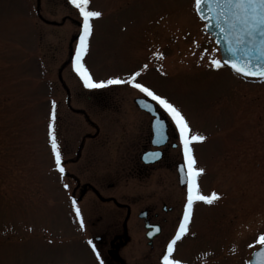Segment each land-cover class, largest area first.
Wrapping results in <instances>:
<instances>
[{
	"label": "rangeland",
	"instance_id": "rangeland-1",
	"mask_svg": "<svg viewBox=\"0 0 264 264\" xmlns=\"http://www.w3.org/2000/svg\"><path fill=\"white\" fill-rule=\"evenodd\" d=\"M138 88L180 127L197 184L181 204L175 166L149 172L146 194L159 175L176 185L151 257L181 205L167 264H247L264 242V78L222 64L191 0H0V264H118L79 211L93 221L91 191L121 198L140 186L124 177L128 158L150 149ZM136 222L120 264H154Z\"/></svg>",
	"mask_w": 264,
	"mask_h": 264
},
{
	"label": "flooded vegetation",
	"instance_id": "flooded-vegetation-1",
	"mask_svg": "<svg viewBox=\"0 0 264 264\" xmlns=\"http://www.w3.org/2000/svg\"><path fill=\"white\" fill-rule=\"evenodd\" d=\"M167 124L168 123H166V125ZM168 128L169 125H167L168 136L166 143L157 149L160 155L158 161L152 164H145L142 162V154L150 149H143L139 155L134 152L131 158H128L130 160L127 164L128 176L124 177H132L133 179L136 178L137 182L140 184L137 190L123 193L121 198H119V194H121V192H119L116 196L111 195L104 197L99 195V192L91 191L97 201L92 202H94L95 205L99 203L97 206L93 205L95 215L97 214L95 217H93L95 219L93 221H90V219L86 218L85 211L81 205L79 214L82 217V222L80 220V223L83 224V227L87 229H89L88 227H90V225L95 228L96 225L100 224L101 227L99 230H101V233L100 235L94 236L93 241L95 246L100 248L106 244V237L107 235L109 236V248L106 250V258H108L107 260L110 259L113 263L118 261L117 263L120 264V257L118 255L120 250L127 245H131L132 240L130 235H128V232H130L131 229L130 225L131 223L137 224L136 221H139L141 224L142 234L141 239H138L139 244H141V246L144 248L146 246L148 250L147 257L151 260H154V264H162V252L158 256V259L151 257V255L153 251L161 248V245L159 244H161V240L165 234H168L166 232L170 230L171 224L173 222L172 218L175 215L174 212H176V202L175 205H172L170 201L173 200L174 193L176 191V185L174 183L173 177H160L159 175L158 177H155V189L146 194L145 181L150 179L148 176L151 170H159L160 172V169H163L166 172L167 169L172 168L177 164L179 156L178 152L175 151L176 143L172 131ZM148 145V147H150V121ZM141 148L146 147L141 146ZM114 177H123V175L115 174ZM113 186V183L108 184V187L112 188ZM84 192L86 191L84 190L83 193ZM83 193L78 197L79 200H81ZM157 205H159L158 208ZM133 209L135 210L133 211ZM110 213H117L120 215L118 217L120 220L119 225L121 227L120 234H109V230L112 229V225L115 223L114 220L110 218ZM177 221L178 216L175 220L173 229L166 238L165 242L172 237ZM163 232L164 235H162Z\"/></svg>",
	"mask_w": 264,
	"mask_h": 264
},
{
	"label": "water",
	"instance_id": "water-1",
	"mask_svg": "<svg viewBox=\"0 0 264 264\" xmlns=\"http://www.w3.org/2000/svg\"><path fill=\"white\" fill-rule=\"evenodd\" d=\"M195 12L217 45L221 60L247 77L264 76V0H194ZM147 111V104L138 102ZM155 136H160L156 129ZM179 177H183L180 169ZM248 264H264V244Z\"/></svg>",
	"mask_w": 264,
	"mask_h": 264
}]
</instances>
